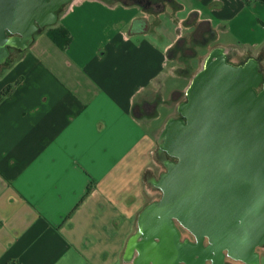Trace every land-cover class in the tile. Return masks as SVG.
<instances>
[{
    "label": "crops",
    "instance_id": "obj_1",
    "mask_svg": "<svg viewBox=\"0 0 264 264\" xmlns=\"http://www.w3.org/2000/svg\"><path fill=\"white\" fill-rule=\"evenodd\" d=\"M173 1L151 12L137 0H69L50 26L66 28V48L43 28L1 57L0 264L132 263L147 193L160 194L148 168L162 130L146 127L156 110L140 118L134 104L163 95L176 71L186 82L170 95L184 93L188 67L167 65L182 30L196 42L215 31L195 60L216 46L264 49V2Z\"/></svg>",
    "mask_w": 264,
    "mask_h": 264
},
{
    "label": "water",
    "instance_id": "obj_2",
    "mask_svg": "<svg viewBox=\"0 0 264 264\" xmlns=\"http://www.w3.org/2000/svg\"><path fill=\"white\" fill-rule=\"evenodd\" d=\"M67 2L0 0V48L25 47L35 31L54 24L57 11ZM260 68L253 57L232 64L221 46L204 56L177 107L180 116L168 118L158 136L157 158L165 161V156H171L177 161L165 162L166 170L157 183L163 195L139 213L138 233L151 219L161 216L176 218L192 229L181 212L183 194L197 185L210 188L214 178L237 188L245 178L244 184L259 192L264 207V81ZM134 242L132 235L129 249L137 247ZM263 243L264 209L243 238L227 240L219 250L226 249L234 259L256 263L255 248Z\"/></svg>",
    "mask_w": 264,
    "mask_h": 264
},
{
    "label": "rangeland",
    "instance_id": "obj_3",
    "mask_svg": "<svg viewBox=\"0 0 264 264\" xmlns=\"http://www.w3.org/2000/svg\"><path fill=\"white\" fill-rule=\"evenodd\" d=\"M163 5L158 6V2H152L151 7L148 8L151 12L165 11L170 9V4L163 1ZM162 3V2H161ZM61 6L57 12L62 11ZM51 25H47L43 28H48ZM40 28L38 30H41ZM182 30V37L179 40V44L183 45L184 42H188L192 37ZM38 34H36L37 36ZM192 40H195L192 38ZM221 38L217 43H221ZM194 48H186L176 54L177 58L167 62V65L177 63L179 66H183V70L188 67V72L193 75L200 69L204 56L195 60ZM230 51H235L240 59L253 57L259 58V62L262 66V74L264 76V49L250 50L243 48H229ZM228 50V51H229ZM196 51L202 52L203 49L199 47ZM172 56V55H171ZM171 58V57H169ZM231 62L237 63V57H232ZM173 63V64H174ZM190 66H189V65ZM186 65V66H185ZM185 66V67H184ZM170 67V66H168ZM168 68L165 67V70ZM182 70V69H181ZM178 73V71H176ZM169 75L163 77L164 91L163 95L151 96L146 95L147 102H150V106L139 105L134 111L138 117L145 112L147 115L152 114L156 110V117H154L149 124L146 125L147 130L158 127L160 125L163 128L166 122V115L172 108L173 116L179 117L177 112V105L184 101L185 95L183 91H174L170 95V90L174 88H181L186 79L179 75ZM151 97V100H150ZM141 104V103H140ZM171 108H170V106ZM154 110V113H155ZM148 117V116H147ZM167 118V119H168ZM160 134V133H159ZM159 136V135H158ZM156 136V140L158 139ZM156 148H158V142L156 141ZM155 148V149H156ZM167 157V156H165ZM162 166L155 158V155H151L150 165L148 170H151L155 174L162 170ZM245 178H242L241 186L237 188L236 184L232 186H226L222 179L211 181L213 184L208 186H195L189 188L183 197H185V204L181 207V212L184 214V220L191 224V234L179 227L180 237H189L192 240L179 239L176 228L170 216H161V218L151 219L148 222V226L140 229L134 228L132 233L135 236V242L137 246V258L134 264H205V260H209L208 264H227L222 259L219 247L230 239L239 240L243 238L248 230L257 220V216L264 209L260 202V194L257 193L251 187H247L243 182ZM160 194L147 193V203L152 199L157 198ZM160 216V215H159ZM131 235V236H132ZM134 242V243H135ZM259 253L258 264H264V246L257 249ZM231 264H241L237 261L230 260Z\"/></svg>",
    "mask_w": 264,
    "mask_h": 264
},
{
    "label": "trees",
    "instance_id": "obj_4",
    "mask_svg": "<svg viewBox=\"0 0 264 264\" xmlns=\"http://www.w3.org/2000/svg\"><path fill=\"white\" fill-rule=\"evenodd\" d=\"M156 1L158 2V6L163 5L164 4L163 1H165L166 3H168L170 5H172L174 3L173 0H159V1L156 0ZM247 1H250V0H247ZM256 1L264 2V0H256ZM47 36L61 49L66 48L68 46V44L70 43V40H71V36L69 35L68 31L66 30V28H64L62 26L48 27L47 28ZM214 39H215V31L213 29H209L205 35L204 42H200V41L196 42L195 40H189L188 42H184L183 45H180L177 42L168 50L167 55H168V57H171V59H176L177 58L176 54L178 53L177 55H179V52L183 51V49H186V48L190 49V48H193L194 46L205 45L208 42L213 41ZM20 81H21V79L18 78L13 83L6 85L1 90V95L3 97L8 95L20 83ZM140 103L134 104V106H133L134 110L137 107H139V105H144V106H150L151 105L150 102H147V101H142ZM153 109L155 110L154 106H153ZM154 110L151 112L152 114H148V115H151V116L154 115Z\"/></svg>",
    "mask_w": 264,
    "mask_h": 264
},
{
    "label": "flooded vegetation",
    "instance_id": "obj_5",
    "mask_svg": "<svg viewBox=\"0 0 264 264\" xmlns=\"http://www.w3.org/2000/svg\"><path fill=\"white\" fill-rule=\"evenodd\" d=\"M138 2H143L144 3V5H145V7L148 9L149 7H151V4H152V2H154V1H156V0H137ZM159 1V0H158ZM157 2V1H156ZM5 35L6 36H8V35H10V33L9 32H6L5 33ZM12 36H13V34H12ZM11 49V48H15V47H13V46H4V47H2V48H0V59H1V57H3V55L7 52V49ZM214 48V47H213ZM212 49V48H211ZM232 57H237V60H239L237 63H233V62H231L230 61V59L232 58ZM249 57H247V58H243V59H240V57H238V54L237 53H235V51H227V60L229 61V62H231L232 64H234V65H237V64H240L241 62H244L246 59H248ZM255 60H257L258 62L260 61L259 60V58H254ZM260 63V62H259ZM260 72H261V75H262V80L264 81V76H263V74H262V66H261V64H260ZM261 84L259 85V87L258 88H256V90H257V92L258 91H260L261 90ZM180 104V103H179ZM178 104V105H179ZM158 159V158H157ZM159 160V159H158ZM177 161V159L176 158H174V157H171V156H167L166 157V160L165 161H163V160H159V162H160V164H161V166H162V170L159 172V179H160V175L163 173V172H165V170H166V166H165V162H176ZM157 183H158V181H157ZM156 183V186H158V188H159V190H160V195L157 197V198H155V199H153V200H151L150 202H148L147 204H149V203H151L152 201H158V200H160L161 199V197H162V195H163V190L159 187V185ZM172 221H173V224H174V226H175V228H176V230H177V233H178V237H179V239H181V240H183V239H186V240H192V239H190L189 237H184V238H181L180 236V231H179V227L178 226H181L182 228H184L185 230H187L190 234H191V236L193 237V234H192V232H191V230L187 227V226H185V225H183L182 223H180V221H178L176 218H173L172 219ZM136 226H137V224H136ZM137 228H138V226H137ZM262 246H264V243L263 244H261V245H259V246H257L256 248H255V252H256V255H257V257H256V263H246V262H243V261H241V260H238V259H234V258H232V257H230L228 254H227V250L226 249H222L221 251H220V253H221V255H222V259H223V261H225L227 264H231V262H230V260H232V261H237V262H240L241 264H258V262H259V253H258V251H257V249L259 248V247H262ZM137 250V247H132L131 249H129L128 248V250H130V251H132V250ZM132 254V253H131ZM136 258H137V254L133 257L132 256V259H131V264H134L135 263V261H136ZM204 263L205 264H208L209 263V260H205L204 261Z\"/></svg>",
    "mask_w": 264,
    "mask_h": 264
}]
</instances>
